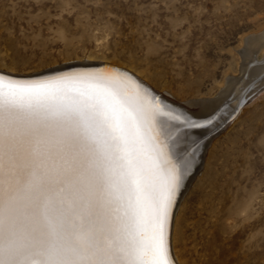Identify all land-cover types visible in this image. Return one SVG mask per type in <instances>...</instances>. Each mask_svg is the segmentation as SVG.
<instances>
[{"label":"snow or ice","instance_id":"6c2138e0","mask_svg":"<svg viewBox=\"0 0 264 264\" xmlns=\"http://www.w3.org/2000/svg\"><path fill=\"white\" fill-rule=\"evenodd\" d=\"M158 112L122 72L0 76V264H174L191 161L169 158Z\"/></svg>","mask_w":264,"mask_h":264},{"label":"rangeland","instance_id":"374dc122","mask_svg":"<svg viewBox=\"0 0 264 264\" xmlns=\"http://www.w3.org/2000/svg\"><path fill=\"white\" fill-rule=\"evenodd\" d=\"M260 33L264 0H0V68L30 76L109 63L187 108L244 74L237 51ZM253 58L264 62L262 51ZM257 82L233 120L209 136L177 198L178 232L189 218L175 243L182 264H264V85ZM205 164L210 174L202 179Z\"/></svg>","mask_w":264,"mask_h":264},{"label":"bare ground","instance_id":"6f19581e","mask_svg":"<svg viewBox=\"0 0 264 264\" xmlns=\"http://www.w3.org/2000/svg\"><path fill=\"white\" fill-rule=\"evenodd\" d=\"M260 51H262L264 55V33H260L259 35H250L243 39V46L237 52L242 60L240 71H242L241 73L244 74L240 75L239 77H226L228 75L227 74L225 76L226 79L224 78L225 80L222 81V84H220L219 93L215 99L191 103L188 104L187 108L180 107L176 103L162 98L155 91L150 89L141 78L131 73V71L109 63H99L93 66L71 68L60 67L61 69L55 70V68L52 71L50 70L51 72L46 71L48 73L43 72L44 74L30 76L11 74L0 68V76H6L18 80H35L45 79L50 76L62 75L66 72H122L126 73L127 76L132 80L136 81V83H138L142 89L146 90L147 99L151 100L153 103L159 101L162 112H158L155 116L154 133L158 136L162 147H164L163 142L165 139L168 136H173L171 138L173 139L172 143L164 148L173 163L180 165L182 170L184 161H191V167L184 175L181 187L176 196L175 204L171 210L172 219L170 220L168 230L170 256L174 258V264H182L175 251V243L176 241L178 242L177 239H179V237H186L187 230L189 231V229H187V226H185V222L188 221L189 218L184 217L185 215L183 216L184 220L182 223L184 231L178 232L179 210H181V205L178 206L179 201L177 198L181 194L182 189L188 185L190 180H192L191 175L198 168L200 160L198 158L201 155V150L205 143H207V141L212 138H209V136L212 135L217 128H220L223 123L233 120V118L239 112L243 101L246 99V97L251 95L249 92H252L254 90L252 88L254 87H251L250 82L258 79L257 83H259V85H264V62H255L253 58ZM250 88L251 91H249ZM176 116L181 117V120L186 118L193 119L199 123L205 124V126L201 128H189L184 123H182L181 120L175 119ZM203 169L204 174L202 179H207L210 173L206 164ZM196 192L200 194L202 190L199 187H196ZM241 207L242 206L240 204L238 206H234L232 208L233 213L234 210L241 209ZM209 211H212V207ZM245 230L246 228L244 225V228L234 234L231 239L233 241H237L243 236ZM217 239H219V236H217ZM220 246L222 253L226 252L225 246H223V244ZM171 250H174L173 254Z\"/></svg>","mask_w":264,"mask_h":264}]
</instances>
